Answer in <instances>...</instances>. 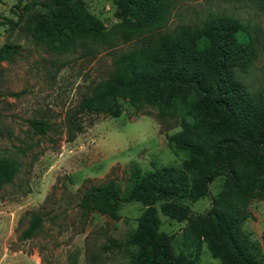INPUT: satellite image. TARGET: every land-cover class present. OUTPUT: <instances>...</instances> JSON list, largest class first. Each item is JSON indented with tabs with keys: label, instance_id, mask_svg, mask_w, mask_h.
<instances>
[{
	"label": "rangeland",
	"instance_id": "obj_1",
	"mask_svg": "<svg viewBox=\"0 0 264 264\" xmlns=\"http://www.w3.org/2000/svg\"><path fill=\"white\" fill-rule=\"evenodd\" d=\"M45 1L0 0V45L18 46L13 59L0 63V158L15 167L14 178L0 188V264H135L139 249L127 240L148 206L128 201L109 212L84 211L80 198L86 189L108 181L125 193L134 169L145 174L153 167H181L187 153L170 149L166 137L183 127L184 118L154 102L122 98L117 117L78 115L83 129L71 141L66 118L84 94L113 76L121 53L152 47L160 37L183 30L194 33L208 16H233L249 33L252 57L237 74L250 92L264 91V0H163L167 7L148 17L121 0H82L103 39L89 38L67 50H55L30 32L31 17L43 10L37 4L28 11L23 7ZM30 119L48 128L40 133ZM222 182L215 178L204 195L186 202L193 215L212 208ZM241 193L240 227L262 249L264 181L246 182ZM152 206L159 231L173 236L176 252L183 249L188 222L162 215L159 203ZM33 213L42 220L24 238ZM206 231L205 220L191 223L189 248L183 249L187 263L220 264L207 246Z\"/></svg>",
	"mask_w": 264,
	"mask_h": 264
},
{
	"label": "trees",
	"instance_id": "obj_2",
	"mask_svg": "<svg viewBox=\"0 0 264 264\" xmlns=\"http://www.w3.org/2000/svg\"><path fill=\"white\" fill-rule=\"evenodd\" d=\"M121 1L146 17L167 7L163 0ZM35 4L43 12L31 17L30 32L49 47L67 50L89 38L103 39L97 19L85 12L82 0L36 2L24 6V11ZM62 26L72 29L67 32ZM17 49L15 44L0 45V63L13 59ZM251 57V37L237 18L208 16L194 33L183 30L160 37L152 47L121 53L113 76L93 86L67 116L68 141L83 129L78 115L103 112L117 117L122 98L154 102L184 118L183 127L166 137L170 149L187 153L181 167H153L145 174L134 169L125 193L108 181L86 189L80 198L78 205L84 211L109 212L128 201L148 206L127 240L139 249L135 264H189L183 249L189 248L191 223L202 219L205 241L220 264H264V246L259 248L241 229L242 216L237 213L244 184L264 181V91L250 92L237 74L246 70ZM28 122L40 133L48 128L41 120ZM14 175L13 164L0 158V188ZM217 177L223 182L212 208L193 215L186 202L204 195L206 184ZM154 203H159L162 215L188 222L183 249L176 252L173 236L159 231ZM41 220L39 213H33L23 237L31 236Z\"/></svg>",
	"mask_w": 264,
	"mask_h": 264
}]
</instances>
